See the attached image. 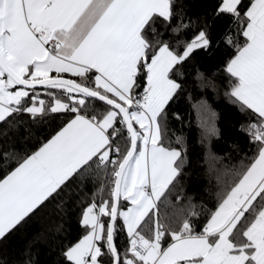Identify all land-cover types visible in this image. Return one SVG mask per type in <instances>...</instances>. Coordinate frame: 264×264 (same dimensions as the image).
Wrapping results in <instances>:
<instances>
[{
  "label": "snow or ice",
  "instance_id": "6c2138e0",
  "mask_svg": "<svg viewBox=\"0 0 264 264\" xmlns=\"http://www.w3.org/2000/svg\"><path fill=\"white\" fill-rule=\"evenodd\" d=\"M212 15L228 21L215 44L235 49L225 95L249 117L240 130L252 157L202 227L191 202L172 227L161 198L181 184L186 152L162 130L183 66L213 47L207 20L184 38L194 24L184 0H0V241L103 170L109 197L82 209L66 264H264V0H218ZM21 115L63 123L21 155L11 135Z\"/></svg>",
  "mask_w": 264,
  "mask_h": 264
},
{
  "label": "trees",
  "instance_id": "16d2710c",
  "mask_svg": "<svg viewBox=\"0 0 264 264\" xmlns=\"http://www.w3.org/2000/svg\"><path fill=\"white\" fill-rule=\"evenodd\" d=\"M217 2L184 0L187 15L194 22L184 38H191L195 33L198 26L195 22L206 19L214 44L210 51L194 52L183 66L182 89L170 102L167 123L162 130L166 145L178 146L175 141L179 137L186 152L181 184L170 194L165 193L166 198H161L159 219L172 227L179 224L190 202L199 213L197 227H202L208 215L217 207L220 194L231 186L234 174L250 163L252 157L247 136L240 130L241 124L249 117L225 95L230 83L223 67L235 49L226 54L223 47H216L215 41L228 23L227 19L213 17ZM198 74H202L203 79ZM208 81H212L215 88L204 86ZM88 111L90 114L93 111L99 113L101 109L90 105ZM18 119L23 123L11 135L14 137L12 143L21 155L34 151L63 123L59 118L33 122L27 115H21ZM213 125L218 130V136L209 134ZM6 171V168H0V177ZM111 181L110 172L103 170H94L86 182L78 181L73 185L70 197L65 195L48 204L23 227L0 241V262L66 264L63 249L84 234L79 222L82 209L94 199V194L97 203L101 195L108 199ZM101 187L104 189L102 194L99 193ZM177 193L184 197L182 201L177 200ZM102 219L107 220L106 217ZM155 220L156 216L153 215V220L143 225L146 235ZM58 225H62V230L57 231ZM116 242L123 251L127 243L126 233H119Z\"/></svg>",
  "mask_w": 264,
  "mask_h": 264
}]
</instances>
